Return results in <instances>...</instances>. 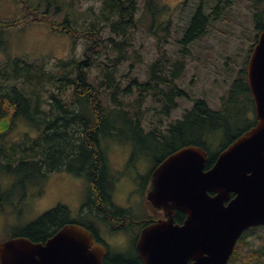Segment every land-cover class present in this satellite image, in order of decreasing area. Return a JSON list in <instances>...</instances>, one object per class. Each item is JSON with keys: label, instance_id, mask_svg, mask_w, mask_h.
<instances>
[{"label": "trees", "instance_id": "16d2710c", "mask_svg": "<svg viewBox=\"0 0 264 264\" xmlns=\"http://www.w3.org/2000/svg\"><path fill=\"white\" fill-rule=\"evenodd\" d=\"M101 3L103 22L115 18L110 24L111 36L106 40L107 46L91 30L75 33L73 31L78 30L72 29L68 21L55 26L46 20L40 22H46L53 32L71 33L68 35L75 39L91 38L92 43L85 47L82 57L61 61V66L52 72L45 65L24 58L8 60L6 57L0 63V211L20 199L18 196L23 195L19 192L26 187L40 186L48 175L56 172L82 180L86 189L77 218L71 216L66 206L58 204L0 242L19 236L32 242H44L70 223L94 232L92 220L111 227L122 211L113 201L117 179L111 173L107 157L110 143L130 144L135 158L153 155L156 162L186 146H196L213 154L214 149L217 152L227 138L234 136L236 122L249 107L253 108L245 68H242L226 97L222 98L220 109H213L204 99H197L180 119L167 125L162 131L165 134L158 133L155 126L145 132L147 127L142 125L144 119L139 109L146 100L162 103L157 114L168 117L177 108V100L186 96L176 81L181 77L189 54L179 50L168 59L166 48L160 50L156 42L157 59L150 65L148 80L139 83L132 79L122 88L121 81L116 79L115 68L135 54L133 49L130 51L127 37L136 27L134 22L140 9L136 0H101ZM141 10L139 19L156 37L162 27L159 16L165 14L166 9L158 0H144ZM202 11L197 10L190 17L182 39L177 41L179 47H188L192 45L188 42L206 34L205 18L208 17L210 24L213 17L210 14L206 17ZM23 12L27 15L37 13L29 8ZM256 13L255 34L264 28V21L259 19L262 15ZM41 16L45 18L46 15ZM26 22L30 21L26 18L12 22L0 20V30L21 27ZM251 48L252 45L249 52ZM101 50L116 55L102 62L101 76L92 82L89 81V71ZM127 98L130 100L124 102ZM130 110L136 111L130 113ZM157 123L159 127L163 126L160 119ZM18 125L28 126L33 131H25L21 140H7L6 135ZM218 134L222 137L216 142ZM159 147L161 156H155ZM210 165L209 162L206 167ZM4 178L10 179L6 191L1 189ZM102 264H141V261L131 250L107 254Z\"/></svg>", "mask_w": 264, "mask_h": 264}, {"label": "rangeland", "instance_id": "374dc122", "mask_svg": "<svg viewBox=\"0 0 264 264\" xmlns=\"http://www.w3.org/2000/svg\"><path fill=\"white\" fill-rule=\"evenodd\" d=\"M158 1L164 6L166 12L163 14L162 27L154 37L148 31L149 29L144 27L145 23L139 19L142 16L141 7L144 0H136L140 9L134 22L136 27L127 37L128 44L131 45L130 51L133 49L135 54L129 56L115 70L116 79L121 81L122 88L132 79L145 83L150 75V65L157 59L154 46L156 40L159 39L157 44L160 50L166 48V56H172L179 50L188 52L185 68L176 81L177 86L185 92L186 96L177 100V108L173 109L168 117L160 116L157 113L162 103L148 99L139 109L144 119L142 125L147 127L144 131L151 130L155 126L158 133L160 131L162 133L167 125L180 119L184 111L190 109L197 99H204L213 109H220L222 98L226 97L231 83L238 72L246 67L245 61L249 57V48L255 35L254 14L256 12L261 14L262 18L259 19L264 21V0H204V10L208 15H212L213 20L208 25L206 34L185 48L179 47L177 41L182 39V32L186 29L185 24L197 4L189 3L183 6L182 0ZM102 4L101 0H0V20L12 22L26 18V21H30L21 27L18 26L19 28L8 27L4 32L0 30V63L6 57L8 60L24 58L37 65H45L52 72L61 66V61L68 62L70 57L76 60L82 57L85 47L92 43L91 38L75 39L68 35L71 33L53 32L46 24L47 21L55 26H61L68 21L72 29L78 30L70 29L75 33L91 30L97 33L107 46L106 40L111 36L110 24L115 21V18L103 22ZM26 8L33 9L37 13L24 14L23 9ZM41 15L46 16L43 18ZM99 53L98 60L93 59V65L89 71V81L92 82L94 78L101 76L102 62L108 58L113 59L116 55L114 52L105 50ZM130 99L133 100L134 97ZM130 99L127 98L124 102ZM108 105L111 107L110 104ZM158 119L162 121L163 126L159 127ZM243 125L242 119L238 120L233 134L235 135ZM25 131L33 130L28 126L18 125L6 135L7 140H21ZM29 136H32V133H29ZM219 137L222 135H216V142ZM130 150L132 146L125 142L110 143L107 147V157L111 173L117 179L116 185L119 183L115 185L113 200L121 209L131 205L132 208L128 212L131 217H136L139 214L138 195L142 192L144 177L154 161H151V166L144 173L142 171L146 166L143 165L138 170L134 167L127 169L124 166V159ZM216 150L214 149L213 153ZM155 156H161L160 147ZM9 182L10 179L4 178L1 189L4 191L9 189ZM85 192V183L82 180L62 172L48 175L40 186L26 187L19 192L23 195L18 196L20 199H17L13 205H6L3 211H0V240L15 235L27 224L58 204L66 206L71 216L76 218L84 202ZM140 199H142L141 195ZM91 224L113 253H128L132 250L133 243L129 238L134 235H115L110 228L106 229L101 223L92 220ZM131 227L137 228L132 225ZM259 235L263 237L264 232ZM257 244L261 247L264 257V240L259 239Z\"/></svg>", "mask_w": 264, "mask_h": 264}, {"label": "water", "instance_id": "95a60500", "mask_svg": "<svg viewBox=\"0 0 264 264\" xmlns=\"http://www.w3.org/2000/svg\"><path fill=\"white\" fill-rule=\"evenodd\" d=\"M246 82L257 120L253 128L208 170L205 152L187 146L154 172L146 201L168 213L140 232L136 251L143 264H226L241 231L264 225V29L250 53ZM247 172L252 188L237 187ZM230 192L238 194L225 207ZM173 210L186 215L182 225L173 223ZM105 255L90 231L77 224L63 226L44 242L19 236L0 243V264H102Z\"/></svg>", "mask_w": 264, "mask_h": 264}, {"label": "flooded vegetation", "instance_id": "af4514ba", "mask_svg": "<svg viewBox=\"0 0 264 264\" xmlns=\"http://www.w3.org/2000/svg\"><path fill=\"white\" fill-rule=\"evenodd\" d=\"M182 3H183V6H186L188 3H190V4L196 3L197 4V6L194 8V10L190 13L191 14L190 17H192L197 10H203L202 14H204L206 17L208 16V13H206L204 10V3H205L204 0H182ZM163 18H164V15H160L159 16V22L164 21ZM207 19H208V17H207ZM207 19L205 18L206 27H208V25H209L208 24L209 20H207ZM160 26H161V24H160ZM199 37L191 40L190 42H188V44H190V43L193 44L194 42H196L198 40ZM255 37H257V35ZM157 41L159 42V39L156 40L155 43ZM166 57L168 59H171L173 56H166ZM242 121L244 122L243 127L238 129L234 136L227 138L228 141L226 140L223 145H221V146L219 145L220 148L217 152L211 154L210 152L205 151L207 158H208L206 163H205V170L210 169L214 165V163L216 162L220 153L224 152L234 142H237L238 140H240L245 133H247L251 128H253L256 125L257 120L255 117L254 108H251V107L248 108V111L242 117ZM145 156L146 157H140V159H139V157L135 158L134 153L129 151V153L126 154V157L124 159V166L127 167V169L134 167L135 169L138 170V168L141 165L146 166V167H144V170L142 171V173L147 171V169L151 166V164H150L151 161L152 160L154 161L153 165L151 166L150 169H148V171L144 177L142 192H139V195H138V197H139V202H138L139 203L138 204L139 214L136 217H131L128 210H130L132 208V206L131 205L125 206V208L121 209L122 213H120V217L117 218L115 221H113L111 227H109V226L105 227L106 229L110 228L111 231H113V234H115V235H122V234H125L126 236H129L130 234L134 235V237H130L129 239L132 240V243H133L132 250H134V253L136 254V256L138 257V259L140 261H141V259L139 258L137 251H136V242L138 240V237L140 235L141 230L146 225L156 223L157 221L164 219L165 215L168 213V211L163 208L164 206H162V208H155L150 204V202L146 201V194L149 191V188L151 186L153 174L156 171V169L163 163V161L168 156L159 162L155 161V158H153V155L152 156L151 155H145ZM209 158H210V160H209ZM209 162L212 165L208 166V168H207L206 164ZM137 163H139V165H136ZM251 175H252L251 172H247L245 174V176H246L245 181H242L239 178V182L237 184V187H238V185H240L242 187L250 186V189H251L252 184H253L252 179H250ZM130 182L132 183L131 180H130ZM118 184L119 183H117V185ZM237 194L238 193L230 192L228 195V198L225 199V201L223 202V205L225 207H227L229 202L237 197ZM140 195L142 196V199H140ZM209 195L213 196L214 193L210 192ZM135 196L136 195H134V197ZM115 205L117 206L116 203H115ZM117 207H119V206H117ZM171 216L173 219V223L176 225H182L186 219V215L184 213L178 211V210H173L171 212ZM131 225L136 226L137 228L131 227ZM92 229L94 230V232L93 231H90V232L93 235L95 241L98 243H104L106 245V243L99 236V232L96 230L94 225H92ZM261 232H264V225L250 226V227H246L245 229H243L241 231V233L235 239L232 251L228 257L226 264H264L263 263V260H264L263 253L261 252V249H260L261 247L258 246V244H257V241L259 239L264 240V236L262 237L261 235H259ZM111 253L112 252L109 251L107 254H111ZM106 255L104 257H106ZM260 256H261V258H260ZM104 257H103V259H104ZM103 259H102V262H103ZM141 264H143L142 261H141Z\"/></svg>", "mask_w": 264, "mask_h": 264}, {"label": "bare ground", "instance_id": "6f19581e", "mask_svg": "<svg viewBox=\"0 0 264 264\" xmlns=\"http://www.w3.org/2000/svg\"><path fill=\"white\" fill-rule=\"evenodd\" d=\"M181 149V148H180Z\"/></svg>", "mask_w": 264, "mask_h": 264}]
</instances>
